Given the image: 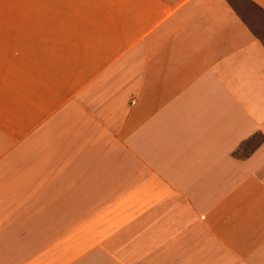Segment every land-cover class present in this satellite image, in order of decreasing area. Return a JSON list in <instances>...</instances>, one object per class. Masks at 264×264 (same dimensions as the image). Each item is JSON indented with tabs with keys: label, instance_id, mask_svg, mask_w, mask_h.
Instances as JSON below:
<instances>
[{
	"label": "crops",
	"instance_id": "obj_1",
	"mask_svg": "<svg viewBox=\"0 0 264 264\" xmlns=\"http://www.w3.org/2000/svg\"><path fill=\"white\" fill-rule=\"evenodd\" d=\"M0 28V264H264V40L233 0H0Z\"/></svg>",
	"mask_w": 264,
	"mask_h": 264
},
{
	"label": "rangeland",
	"instance_id": "obj_2",
	"mask_svg": "<svg viewBox=\"0 0 264 264\" xmlns=\"http://www.w3.org/2000/svg\"><path fill=\"white\" fill-rule=\"evenodd\" d=\"M233 2L255 34L264 40V13L245 0H233ZM1 30L4 29L0 28V31Z\"/></svg>",
	"mask_w": 264,
	"mask_h": 264
}]
</instances>
